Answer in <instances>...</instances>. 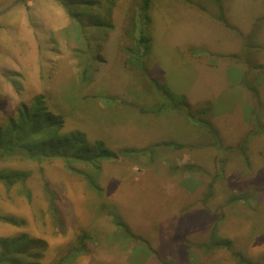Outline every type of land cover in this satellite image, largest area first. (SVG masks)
I'll return each instance as SVG.
<instances>
[{
	"label": "rangeland",
	"instance_id": "obj_1",
	"mask_svg": "<svg viewBox=\"0 0 264 264\" xmlns=\"http://www.w3.org/2000/svg\"><path fill=\"white\" fill-rule=\"evenodd\" d=\"M142 3L116 0L114 26L100 39L104 60L83 86L76 53L84 43L65 8L0 0V125L43 94L64 116L63 131H84L113 150L181 145L106 160L99 172L86 167L100 190L58 159L0 160L34 168L25 185L0 183V212L17 220L0 219V238L43 240L40 264L62 263L80 242L66 264H264V0H150L143 26ZM141 28L152 37L149 76L128 63L126 46ZM150 77L174 100L210 104V112L201 121L168 108L155 113L168 100ZM45 180L57 192L59 218ZM211 241L218 244L203 245Z\"/></svg>",
	"mask_w": 264,
	"mask_h": 264
},
{
	"label": "trees",
	"instance_id": "obj_2",
	"mask_svg": "<svg viewBox=\"0 0 264 264\" xmlns=\"http://www.w3.org/2000/svg\"><path fill=\"white\" fill-rule=\"evenodd\" d=\"M57 1L79 25L82 42L84 43L83 49L76 53L79 59V84L89 85L96 78L100 67L98 64L104 60L100 55V48L102 47L100 39L106 38L114 26L111 13L116 0ZM149 8L150 0H143L139 13L142 26L151 22ZM91 30L96 31L100 38L91 36ZM151 45L152 37L141 28L138 36L135 37V42L126 46L129 65L146 76H149L150 72L146 56L151 51ZM150 79L158 84L162 99L168 100V102L163 101L160 103L156 109L154 108L152 111L155 113L168 108L180 113L182 111L191 120L198 118V121H201L204 115L210 112V104L200 109H194L184 96L174 100L172 94L164 88L162 83L155 78L150 77ZM143 110L147 111V109ZM64 124V116L53 112L49 108L45 96L43 94L36 95L30 103H22L17 113L11 115L5 125H0V160L5 163L10 160V162L23 160L43 163L58 159L62 161L66 169L82 174L92 189L100 190L101 188L95 181L92 171L86 170V167L99 172L102 162L106 160L118 159L120 156L134 157L153 153L158 146L163 145L181 146L165 141L148 149L126 148L113 150L102 140L90 141L84 131L78 129L63 131ZM40 171L44 174L45 166L41 165ZM33 172L34 168L32 167L2 163L0 165V183L7 188H11L17 183L25 185ZM45 190L49 198L50 209L53 215L59 218L60 209L56 202L57 192L48 180H45ZM23 192L28 197L31 196L29 188H24ZM0 219L17 222L14 217L4 215L1 212ZM115 221L118 228L127 233L125 235L128 238L140 239L139 236L132 233L123 221L119 219ZM84 236H82V239ZM83 244V242H80V247L59 264H66L72 256L82 250ZM217 244L215 241L208 244L203 243L207 248L214 247ZM42 246H44L43 240L31 238L27 233L10 238H0V264H40L41 252L36 247ZM240 262L241 264H261L242 257Z\"/></svg>",
	"mask_w": 264,
	"mask_h": 264
}]
</instances>
